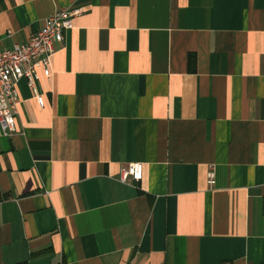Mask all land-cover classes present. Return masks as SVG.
Instances as JSON below:
<instances>
[{
  "label": "crops",
  "instance_id": "1",
  "mask_svg": "<svg viewBox=\"0 0 264 264\" xmlns=\"http://www.w3.org/2000/svg\"><path fill=\"white\" fill-rule=\"evenodd\" d=\"M61 8L0 133V264H264V0H0V48Z\"/></svg>",
  "mask_w": 264,
  "mask_h": 264
},
{
  "label": "built area",
  "instance_id": "2",
  "mask_svg": "<svg viewBox=\"0 0 264 264\" xmlns=\"http://www.w3.org/2000/svg\"><path fill=\"white\" fill-rule=\"evenodd\" d=\"M80 8H61L44 19L41 28L24 42H17L7 48H0V133L12 136L17 132V84L24 78L35 93L39 106H43V96L35 91V82L40 75L51 74V57L64 40V32L72 27V20L80 15ZM11 33L9 32V35ZM143 174L141 162H129L119 169L121 182H139ZM207 183L214 184V173H207Z\"/></svg>",
  "mask_w": 264,
  "mask_h": 264
}]
</instances>
